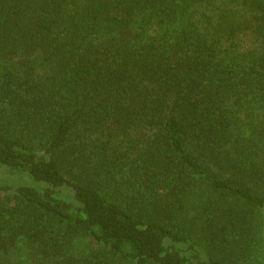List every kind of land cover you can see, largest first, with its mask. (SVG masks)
I'll list each match as a JSON object with an SVG mask.
<instances>
[{"label": "trees", "instance_id": "trees-1", "mask_svg": "<svg viewBox=\"0 0 264 264\" xmlns=\"http://www.w3.org/2000/svg\"><path fill=\"white\" fill-rule=\"evenodd\" d=\"M262 260L264 0H0V264Z\"/></svg>", "mask_w": 264, "mask_h": 264}, {"label": "rangeland", "instance_id": "rangeland-1", "mask_svg": "<svg viewBox=\"0 0 264 264\" xmlns=\"http://www.w3.org/2000/svg\"><path fill=\"white\" fill-rule=\"evenodd\" d=\"M7 174H9V173H7ZM10 176H13V178H14V180H16V181H28V182H31V180L30 179H28L27 177H25L23 174H10ZM66 196L68 197V198H71V195H70V193L69 192H67L66 193ZM263 262H261L260 264H264V260H262Z\"/></svg>", "mask_w": 264, "mask_h": 264}]
</instances>
